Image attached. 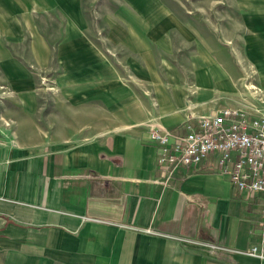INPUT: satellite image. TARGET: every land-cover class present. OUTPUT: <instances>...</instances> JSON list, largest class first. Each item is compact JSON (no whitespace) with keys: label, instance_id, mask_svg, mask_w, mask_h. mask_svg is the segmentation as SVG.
Listing matches in <instances>:
<instances>
[{"label":"crops","instance_id":"1","mask_svg":"<svg viewBox=\"0 0 264 264\" xmlns=\"http://www.w3.org/2000/svg\"><path fill=\"white\" fill-rule=\"evenodd\" d=\"M81 23L55 49L56 124L0 145V264H264L248 255L262 196L236 190L213 158L170 174L150 139L223 109L264 117V12L239 22L236 44L174 46L181 64L167 41L114 29L127 78Z\"/></svg>","mask_w":264,"mask_h":264},{"label":"rangeland","instance_id":"2","mask_svg":"<svg viewBox=\"0 0 264 264\" xmlns=\"http://www.w3.org/2000/svg\"><path fill=\"white\" fill-rule=\"evenodd\" d=\"M260 12L264 0H0V145L37 143L41 138L35 131L56 124L48 120L55 116L52 99L59 94L54 87L61 77L60 71H53L55 49L64 28L79 29L78 19L105 57L121 61L117 65L127 78L117 46L122 37L111 36L114 29L134 27L141 44L150 37L157 47L167 41L169 48H179L188 39L197 43L203 38L232 45L241 37L239 22ZM37 50L42 59L36 58ZM173 51L171 62L185 63L184 52L176 47Z\"/></svg>","mask_w":264,"mask_h":264},{"label":"built area","instance_id":"3","mask_svg":"<svg viewBox=\"0 0 264 264\" xmlns=\"http://www.w3.org/2000/svg\"><path fill=\"white\" fill-rule=\"evenodd\" d=\"M183 128L185 133L151 134L159 146L158 164L171 174L179 167H196L213 158L219 174L236 190L262 196L264 214V117L223 109ZM260 229L259 241L248 255L264 260V220Z\"/></svg>","mask_w":264,"mask_h":264}]
</instances>
